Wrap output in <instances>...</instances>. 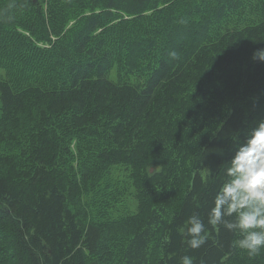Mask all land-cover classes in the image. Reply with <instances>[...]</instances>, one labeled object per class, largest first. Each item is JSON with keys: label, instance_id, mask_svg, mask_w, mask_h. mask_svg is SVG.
<instances>
[{"label": "trees", "instance_id": "16d2710c", "mask_svg": "<svg viewBox=\"0 0 264 264\" xmlns=\"http://www.w3.org/2000/svg\"><path fill=\"white\" fill-rule=\"evenodd\" d=\"M258 48L264 0H0V264H264L207 225L264 120ZM79 152L132 192L84 196ZM194 214L209 234L191 250Z\"/></svg>", "mask_w": 264, "mask_h": 264}, {"label": "clouds", "instance_id": "9594fccd", "mask_svg": "<svg viewBox=\"0 0 264 264\" xmlns=\"http://www.w3.org/2000/svg\"><path fill=\"white\" fill-rule=\"evenodd\" d=\"M254 63L264 64V48L254 50ZM224 180L213 198L207 225L223 227L238 236L233 248L257 256L264 249V120H260L235 147L223 171ZM187 237V247L196 250L206 243L208 228L199 215H191L180 228ZM180 264H194L184 255Z\"/></svg>", "mask_w": 264, "mask_h": 264}, {"label": "rangeland", "instance_id": "374dc122", "mask_svg": "<svg viewBox=\"0 0 264 264\" xmlns=\"http://www.w3.org/2000/svg\"><path fill=\"white\" fill-rule=\"evenodd\" d=\"M57 126L67 127V122L64 120H61ZM70 142V141H69ZM68 142V144H69ZM74 144L71 146L73 147ZM95 156L91 153L84 154L82 152H79L74 155L71 163L68 165V168L74 172V171H86L90 175V179H88L87 187H86V196L88 197H105L107 195V192L109 190L108 184L111 181H114L115 184L119 182L121 186V182H123V190L125 191L124 196L126 193H131V190L129 189V184L132 182L131 177L129 176L130 170H128L126 173L121 169L117 168L112 165H107L108 171H102L101 168H99L100 164L94 162ZM107 160V159H105ZM86 167H89L88 169ZM78 176V174H75ZM72 181V180H71ZM123 195V191L121 194V197ZM123 196V197H124ZM130 197V196H127ZM132 206H128V209H132Z\"/></svg>", "mask_w": 264, "mask_h": 264}]
</instances>
